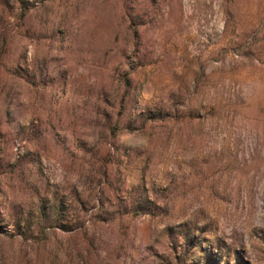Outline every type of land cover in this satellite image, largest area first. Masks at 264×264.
<instances>
[{"label": "rangeland", "instance_id": "374dc122", "mask_svg": "<svg viewBox=\"0 0 264 264\" xmlns=\"http://www.w3.org/2000/svg\"><path fill=\"white\" fill-rule=\"evenodd\" d=\"M0 264H264V0H0Z\"/></svg>", "mask_w": 264, "mask_h": 264}]
</instances>
